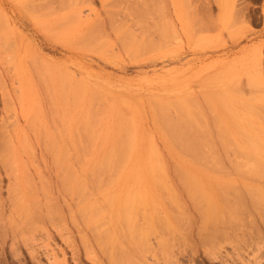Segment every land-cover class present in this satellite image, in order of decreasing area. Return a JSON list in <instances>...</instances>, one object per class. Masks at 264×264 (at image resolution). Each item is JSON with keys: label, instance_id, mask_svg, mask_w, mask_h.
<instances>
[{"label": "rangeland", "instance_id": "obj_1", "mask_svg": "<svg viewBox=\"0 0 264 264\" xmlns=\"http://www.w3.org/2000/svg\"><path fill=\"white\" fill-rule=\"evenodd\" d=\"M0 264H264V0H0Z\"/></svg>", "mask_w": 264, "mask_h": 264}, {"label": "bare ground", "instance_id": "obj_2", "mask_svg": "<svg viewBox=\"0 0 264 264\" xmlns=\"http://www.w3.org/2000/svg\"><path fill=\"white\" fill-rule=\"evenodd\" d=\"M145 2V1H144ZM143 2V3H144ZM40 3V2H39ZM147 4V3H146ZM38 5V4H37ZM40 7V6H39ZM34 8H36L35 6H34ZM40 9V8H39ZM43 10V9H42ZM34 11V10H33ZM53 11V10H52ZM31 12V11H30ZM46 13V12H45ZM38 14V13H37ZM37 14H35V15H37ZM46 16V15H45ZM34 17V16H33ZM42 17V16H41ZM52 21H54V20H52ZM52 21H51V24H52ZM6 22V21H5ZM46 22V21H45ZM39 23V22H38ZM43 23V22H42ZM41 23V24H42ZM43 26V25H42ZM46 26V25H45ZM48 26H50V25H48ZM10 27V26H9ZM54 35V34H53ZM172 122V121H171ZM174 123V122H173ZM168 130V129H167ZM166 132V131H165ZM170 135H171V133H170ZM169 135H167V137H168ZM170 137V136H169ZM173 138V137H172ZM134 140H136L135 138H134ZM133 140V141H134ZM170 140V139H169ZM112 141V140H111ZM119 141V140H118ZM173 141V140H172ZM117 142V141H116ZM112 143V142H111ZM122 144V142L121 141H119V144ZM135 143V142H134ZM184 143V142H183ZM113 144V143H112ZM151 143H149V145H150ZM111 145V144H110ZM134 146V145H133ZM112 148H111V150L112 151H114L115 150V148H117L118 150H116V151H114V153H113V158H117V157H119V158H122V159H124V161H126V162H131L133 165H134V167L133 168H131L130 169V173L132 174V176H134V177H138L137 179H141V180H151V179H154V178H156V176H159V175H161L162 173H163V170L162 169H158V168H155V165L157 164V163H159V162H161V161H159V158H160V155L158 154V152L156 151V149L154 148V147H150L149 149H148V147H147V149H146V151L145 150H136V149H138L137 147H135V149H134V147H132L131 146V148H125V149H123L122 148V146L121 145H118V146H116V144H115V146H111ZM173 149V148H172ZM189 149V148H188ZM136 150V151H135ZM107 152V151H106ZM135 155L137 156V158H135ZM142 156H145V158H142ZM96 161L94 160V162H93V164L95 163ZM98 162H96V164H97ZM100 164V163H99ZM127 163H125V165H126ZM149 164V165H148ZM94 166H95V164H94ZM93 166V167H94ZM157 166V165H156ZM93 167H92V169H93ZM158 167V166H157ZM102 168V167H101ZM180 168V167H179ZM178 168V169H179ZM182 168L184 169L185 167L184 166H182ZM182 168H180V169H182ZM91 169V170H92ZM94 170H97V169H94ZM94 170H92L91 172L93 173V171ZM185 170H186V168H185ZM188 171V170H187ZM95 172V171H94ZM176 172H177V170H176ZM181 173H182V171H180ZM96 173V172H95ZM123 173V172H122ZM130 173H128L129 175H131ZM190 173V172H189ZM165 174V173H164ZM95 175V174H94ZM128 175V176H129ZM182 175H183V173H182ZM185 175V174H184ZM188 175V174H187ZM186 176V175H185ZM184 176V177H185ZM160 177V176H159ZM180 177H182L183 178V176H180ZM140 180V181H141ZM162 185H164V184H161V188L162 187H165V185L164 186H162ZM153 186V185H152ZM157 186H159L160 187V185H157ZM142 187H143V185H142ZM145 189V188H144ZM151 189V188H150ZM166 189H167V187H166ZM153 191V190H152ZM158 193V192H157ZM210 198V197H209ZM211 201V200H210Z\"/></svg>", "mask_w": 264, "mask_h": 264}]
</instances>
